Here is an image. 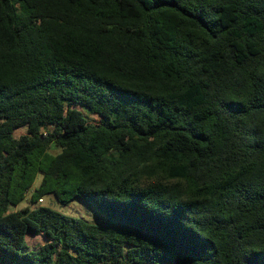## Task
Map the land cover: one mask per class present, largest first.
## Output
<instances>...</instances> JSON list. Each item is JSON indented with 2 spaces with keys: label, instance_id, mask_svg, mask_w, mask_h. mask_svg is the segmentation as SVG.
I'll return each mask as SVG.
<instances>
[{
  "label": "trees",
  "instance_id": "obj_1",
  "mask_svg": "<svg viewBox=\"0 0 264 264\" xmlns=\"http://www.w3.org/2000/svg\"><path fill=\"white\" fill-rule=\"evenodd\" d=\"M0 264H264V0H0Z\"/></svg>",
  "mask_w": 264,
  "mask_h": 264
},
{
  "label": "rangeland",
  "instance_id": "obj_2",
  "mask_svg": "<svg viewBox=\"0 0 264 264\" xmlns=\"http://www.w3.org/2000/svg\"><path fill=\"white\" fill-rule=\"evenodd\" d=\"M89 120H96V118L93 116H89ZM23 134H25L24 128L17 130L14 133V136L17 138L18 136L23 135ZM40 179H41V176L37 175L34 181L35 187L38 186V184L40 183ZM29 195L30 194H27L25 198L21 202H19V204L16 207H10L9 210L10 211L21 210L26 205H28L27 201H28ZM42 200H43V202L41 203L42 206L50 207L51 209L57 212H60L64 215H68V216L76 217V218H83L89 221H93V223L98 222L97 218H100L98 213H96L91 207H89L82 200H79V199H75L73 202H71L67 206H63L57 203L52 195H46L43 197ZM35 206L37 205L35 204ZM44 243H45V239L42 235H31V234L27 235V244L29 248L39 247Z\"/></svg>",
  "mask_w": 264,
  "mask_h": 264
},
{
  "label": "built area",
  "instance_id": "obj_3",
  "mask_svg": "<svg viewBox=\"0 0 264 264\" xmlns=\"http://www.w3.org/2000/svg\"><path fill=\"white\" fill-rule=\"evenodd\" d=\"M38 201H39V202H41V200H40V199H39Z\"/></svg>",
  "mask_w": 264,
  "mask_h": 264
}]
</instances>
